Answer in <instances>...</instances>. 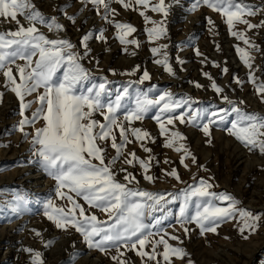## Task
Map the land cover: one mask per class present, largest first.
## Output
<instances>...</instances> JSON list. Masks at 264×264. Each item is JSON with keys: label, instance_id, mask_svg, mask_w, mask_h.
I'll list each match as a JSON object with an SVG mask.
<instances>
[{"label": "rangeland", "instance_id": "374dc122", "mask_svg": "<svg viewBox=\"0 0 264 264\" xmlns=\"http://www.w3.org/2000/svg\"><path fill=\"white\" fill-rule=\"evenodd\" d=\"M0 264H264V0H0Z\"/></svg>", "mask_w": 264, "mask_h": 264}, {"label": "bare ground", "instance_id": "6f19581e", "mask_svg": "<svg viewBox=\"0 0 264 264\" xmlns=\"http://www.w3.org/2000/svg\"><path fill=\"white\" fill-rule=\"evenodd\" d=\"M28 178H29V177H28ZM28 178H27V179H28Z\"/></svg>", "mask_w": 264, "mask_h": 264}]
</instances>
